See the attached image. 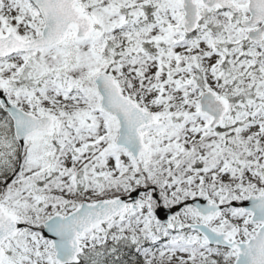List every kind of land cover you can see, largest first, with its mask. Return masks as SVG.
Returning <instances> with one entry per match:
<instances>
[{
	"label": "snow or ice",
	"instance_id": "snow-or-ice-1",
	"mask_svg": "<svg viewBox=\"0 0 264 264\" xmlns=\"http://www.w3.org/2000/svg\"><path fill=\"white\" fill-rule=\"evenodd\" d=\"M0 264H264V0H0Z\"/></svg>",
	"mask_w": 264,
	"mask_h": 264
}]
</instances>
